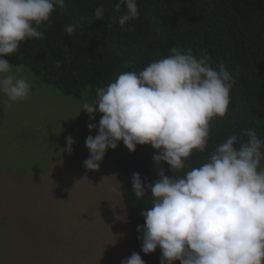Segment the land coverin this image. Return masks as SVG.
I'll return each instance as SVG.
<instances>
[{"label": "clouds", "instance_id": "1", "mask_svg": "<svg viewBox=\"0 0 264 264\" xmlns=\"http://www.w3.org/2000/svg\"><path fill=\"white\" fill-rule=\"evenodd\" d=\"M57 5L63 8L65 0H0V94L8 107L29 99L33 84L21 74L24 65L3 57L18 53L22 42L46 38ZM104 11L95 9L96 20ZM114 12L121 13V28L134 30L126 26L139 19L137 0H121ZM77 27L68 24L64 31L72 36ZM233 84L223 64L218 71L211 66L207 51L172 48L138 72L120 73L81 105L92 119L102 114L98 135L86 138L88 170L99 171L108 149L121 142L133 153L138 145H151L159 153L154 160L171 166V178L147 182L139 173L132 176L138 199L146 189L151 193L150 206L142 208L145 225L137 229L142 251L159 249L160 264H264V139L242 129L216 145L206 162L183 171L194 151L206 150L213 120L227 116ZM66 142L62 151L71 153L74 140ZM122 264L145 261L133 252Z\"/></svg>", "mask_w": 264, "mask_h": 264}, {"label": "trees", "instance_id": "2", "mask_svg": "<svg viewBox=\"0 0 264 264\" xmlns=\"http://www.w3.org/2000/svg\"><path fill=\"white\" fill-rule=\"evenodd\" d=\"M116 3L121 0H65L63 8L56 6L51 28L44 29L46 38L22 42L18 53L4 59L12 65H24L44 84L83 104L95 100L96 90L114 82L120 73L138 72L152 61L169 56L172 48L191 49L194 55L207 51L214 69L218 71L223 64L233 76L231 101L227 116L211 123L206 150L194 151L183 171L206 162L216 145L232 134L240 135L242 129H254L258 138L264 139V0H137L139 19L126 26L134 30L120 27L121 13L114 12ZM100 6L105 11L101 20H96L94 11ZM121 6L127 11L126 4ZM147 15L153 19L154 36L137 48ZM68 24L78 26L72 36L64 31ZM101 115L97 111L93 119L97 133ZM108 151L114 160L136 253L145 264H160L161 251L144 254L142 233L137 230L145 225L142 208L150 206L151 193L146 189V197L138 199L132 192L133 173H139L142 181L155 182L152 156L159 153L151 145H138L133 153L122 142ZM157 163L160 178L173 176L170 165ZM0 225L4 226L5 241L18 243L16 219H2L1 211ZM8 249L4 254L11 263L15 255Z\"/></svg>", "mask_w": 264, "mask_h": 264}, {"label": "rangeland", "instance_id": "3", "mask_svg": "<svg viewBox=\"0 0 264 264\" xmlns=\"http://www.w3.org/2000/svg\"><path fill=\"white\" fill-rule=\"evenodd\" d=\"M21 74L33 84L29 99L8 107L0 94V217L15 218L20 236L5 241L0 225V264H122L136 248L113 157L107 151L99 171L84 164L94 120L79 100ZM69 136L71 153L62 151ZM152 169L159 180L154 154Z\"/></svg>", "mask_w": 264, "mask_h": 264}, {"label": "water", "instance_id": "4", "mask_svg": "<svg viewBox=\"0 0 264 264\" xmlns=\"http://www.w3.org/2000/svg\"><path fill=\"white\" fill-rule=\"evenodd\" d=\"M154 36V22L150 15L146 16L145 20V33L142 39L136 44L137 48H142L147 45Z\"/></svg>", "mask_w": 264, "mask_h": 264}]
</instances>
